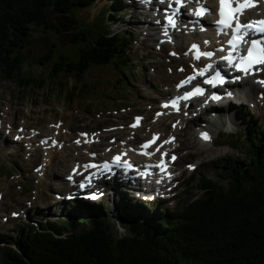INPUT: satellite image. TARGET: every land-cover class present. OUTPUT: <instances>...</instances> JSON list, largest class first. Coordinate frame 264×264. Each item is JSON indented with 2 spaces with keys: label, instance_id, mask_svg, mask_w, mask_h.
<instances>
[{
  "label": "trees",
  "instance_id": "obj_1",
  "mask_svg": "<svg viewBox=\"0 0 264 264\" xmlns=\"http://www.w3.org/2000/svg\"><path fill=\"white\" fill-rule=\"evenodd\" d=\"M93 1L0 0V75L28 85L50 77L63 90L67 84L60 73L78 82L85 68L114 56L122 37L110 35L99 21L79 24L72 43L80 37L84 47L69 45L57 53L60 44L52 43L37 60L50 65L49 76H21L28 57L20 50L28 37L36 29L59 35L52 16L74 18ZM250 122L246 156L213 161L220 170L215 179L197 178L199 198L184 200L173 211L153 206L157 211L149 215L125 210L128 234L123 235L109 228L108 212L78 211V201L68 202L70 210L65 207L56 221L20 226L15 246H0V264H264V126ZM79 225L83 229L76 231Z\"/></svg>",
  "mask_w": 264,
  "mask_h": 264
},
{
  "label": "rangeland",
  "instance_id": "obj_2",
  "mask_svg": "<svg viewBox=\"0 0 264 264\" xmlns=\"http://www.w3.org/2000/svg\"><path fill=\"white\" fill-rule=\"evenodd\" d=\"M102 5H106L107 9L104 10ZM130 5L132 6V3L128 0H95L86 8L76 10L74 18L70 16L59 20L57 16H54L60 30L59 35L54 32L37 30L28 37L27 47L24 48L29 58L25 59L23 76L31 75L38 78L49 76L47 71L50 65L48 63L43 66L39 65L37 60L47 48L52 49V43L60 44L54 48L57 53L69 45L78 44L76 45L78 48L86 45L84 39L80 37L76 39L75 43H72L75 40V27L79 24L91 25L93 20L100 17L103 27L108 33L110 31V33L121 32L123 34V43L126 48L124 53L120 54L121 60L127 59L128 56L130 61L127 60L123 63L114 54L105 62L96 64L97 66L91 64L82 71L81 78L79 77L78 82L84 81L86 84L82 85L85 89H81V91L72 88V85L75 84L73 78L64 73L59 74V78L70 85V91L75 94V97L66 98L64 89L62 90L59 84L52 81L50 77L43 84L34 82V84L25 85L22 82L18 83L13 79L0 76V193L3 197L0 203V235L13 231L12 237L14 238L15 231L27 219L26 211H29L30 208L35 210V218L38 219L49 217L53 220L56 219V216L62 215L63 211L65 214L67 203H65L66 199L63 198L62 190L67 192V185L60 187V183L64 180L63 176L69 168L72 155L77 153V151L69 150L60 152L53 157L50 165L41 170L44 171L45 182L41 183L40 186L39 178L41 176H37L33 168L37 164H42L43 155L40 149L42 147L37 146V152L34 151L31 155L24 146L13 142L12 137L17 134L19 125L22 124L29 131L36 128L40 135L45 133L43 130L47 127L48 122L56 119L64 120L71 131L73 129L101 130L103 127L108 129L109 126L118 125L122 120L127 122L133 113L148 114L147 117H149L151 114L149 106L157 99L155 94L158 88L165 90L167 87L162 86V82L160 84L158 82L170 75L167 72L168 66L174 68L179 60L171 58L168 62L166 49L163 52L156 50L154 39L149 36L145 37L141 33H144L141 27V30L136 28L137 21L135 19L129 20L130 11L133 9V6L131 9ZM103 11L104 13L108 11L109 17L106 13L103 15ZM120 12L122 13L121 16L117 15ZM74 19L82 23L76 22ZM124 20H126V24H123ZM172 61L176 63L172 64ZM136 71L140 74L139 78L134 74ZM156 83H158L157 87ZM78 84L77 87H79ZM256 93V88L252 89L253 95L248 101L250 106L246 105L249 114L245 108L240 106L236 108L231 106L228 109L222 107L224 108L221 112L222 115L219 114L214 123L219 124L217 129L220 127L225 131L226 128L230 130V133L225 131L227 134H218L217 141H215V145H218L217 149L209 151L206 146L198 144L194 129L198 126L197 121L196 123H188L187 128L179 132L180 145H183L182 156L179 161L182 170L181 177L187 180L191 175L193 178L189 183L191 184L190 187L180 185L178 189L174 190L168 201H163V206L173 210L177 203L179 205L184 200L199 198L201 191L196 186L197 178L211 176L215 179L216 173L220 170L212 163L213 161L227 157L238 159L246 156V140L241 135L248 131L246 128L250 115L253 116L252 121L257 119L258 124L264 123V102H258L261 99ZM199 118L205 120L207 117L200 115ZM164 122L165 118L161 122V127L165 125ZM4 125H8V127L10 125V130H4ZM209 127L212 131V125ZM145 129L146 126L142 127L138 134L133 135L136 142L146 137L143 134ZM68 133L69 138H67V133L62 134L66 136L65 144H67L68 139L73 141L78 136L74 131ZM116 134L120 136L117 135L118 141L124 139V134L119 128L113 132L103 131L99 134L102 138L101 142L99 141L101 145H95L97 149L109 145L108 140L115 141ZM220 138H229L230 142L233 140V145L223 144L222 140L224 139L219 140ZM67 146L70 145L67 144ZM82 157L87 158L85 154ZM15 161L18 163L16 164ZM190 162L198 164V167L193 171L187 170L184 166ZM1 172L5 174L3 175ZM17 184L22 187H17ZM106 190V196L100 200L101 202L98 201L103 207L99 206L95 210H101L102 213L109 212V228L112 232L117 230L116 233L122 235L128 234V226L125 220L123 218L120 220L121 208H119L120 205L125 207L130 202L127 201L126 195L131 199L137 198L139 205L144 208H146L145 205H150L154 201H142L141 197L136 195L135 190L127 188L125 193V188L118 187L115 183H108ZM161 201H155L153 205L156 206ZM139 205L131 204L130 208L136 211L140 207ZM78 208L79 210L86 209V207L82 208L81 206ZM139 209L143 210L142 208ZM10 211L17 212L21 216L11 219ZM149 213L153 212H146V214ZM3 216L7 217V220ZM81 229L83 226L79 225L76 231ZM2 237L0 236V245L5 242V239H1ZM9 244H11L10 241Z\"/></svg>",
  "mask_w": 264,
  "mask_h": 264
},
{
  "label": "bare ground",
  "instance_id": "obj_3",
  "mask_svg": "<svg viewBox=\"0 0 264 264\" xmlns=\"http://www.w3.org/2000/svg\"><path fill=\"white\" fill-rule=\"evenodd\" d=\"M128 1L129 2L131 1L132 6H133V9H132V6L130 5L132 11H130V19L129 20L131 21V20L135 19L137 21V23H138L137 26L140 25L138 27L136 26V28L138 30H141L140 29V27H141L143 29V31H144V33L143 32H141V33L144 36H149L150 38L154 39L155 44L160 49H162V48H164L166 46H171L176 51H178V53H181V51H185L187 46L189 44H191V43L199 42L201 44L209 45V46L214 43V39H213L214 33L213 32L198 31L194 27L185 28V26H183V24L180 25L179 27L178 26L175 27L174 31L173 30H168L167 31V36H166L164 34L165 33L164 28L165 27L163 25V20L161 19V14L165 10V8L157 6L154 9L155 5H157V1L158 0H150V1H146V0H128ZM211 2H212V0H208V3H211ZM102 7H103V9L105 8L104 10L107 9L106 5H102ZM261 8H264V4H262ZM122 11L124 12L123 9H122ZM105 13H106V15L109 14L108 11L105 12ZM121 14L122 13L120 12L117 15L121 16ZM175 17H177L178 19H183V14H179V15H177ZM157 21H160V23H157ZM123 24H126V20H124ZM145 30H147L146 33H145ZM205 41H207L208 43H205ZM179 55H181V54H179ZM180 60L181 61L178 62L176 64V66H174V68H176L178 70V72H182V71L184 72L186 66L193 65L195 63V61L190 59L188 56H180ZM170 72H171V70H170ZM136 76H137V78H139L140 74H137ZM178 77H180V75L175 70H173V72H171L169 76H165L162 80H159L158 83L160 84V82L162 81L163 85H167L168 86L167 91H172L173 81H174V79H177ZM158 83H156V87H157ZM236 88L239 91L240 87L237 86ZM165 93H163V90L158 88L155 96H156L157 99H161L165 95ZM247 98L249 100L250 96H248ZM241 101H243V100L236 99L233 102L236 103V104H239V103L243 104L244 101L243 102H241ZM182 105H185V103L182 102ZM192 107H194L193 112L196 113L198 111V109L196 108L197 105H194ZM184 111H187V109L185 107H182L176 113H172V114L175 115L176 117L180 118L181 113L184 112ZM163 113H166V111L164 110ZM250 118L252 120L253 116L250 115ZM163 119L164 118H157L156 116H154L152 118H145L144 121L140 123V126L135 129V131H138L139 128L143 124H145V126H149V127L153 128V130L156 133L163 135L164 132H165L164 131L165 129L163 127L162 128L160 127V122ZM252 122L255 124L254 120ZM217 126H219V125L215 124L214 127H213L214 133H213V138H212L211 143L202 144V146H206L209 151H213V149H217L216 147L218 146V145H215L216 134L219 131V129H217L218 128ZM255 126L258 127L259 125L255 124ZM54 130H55L54 128L52 129V128L48 127V125H47V127L43 131H45V133H44L45 135L52 134V133H53V135H55L54 134ZM226 130H228V129H226ZM88 136L90 138L91 136H93V134H89ZM55 137L59 138L60 140L63 139V137H61V133H60L59 129H58V135H56ZM83 140L84 139H82V138H78L77 141L81 142ZM59 148L61 150L53 149V150H49L48 151L47 158L49 159L50 163H51L53 157L57 156V154L60 153V152L62 153L63 151H69V150H73L74 152L77 151L76 155H72V158L69 161V168L66 171L67 175H69V176H74V175H78V174H83V176H85L87 173L91 172L92 168H85L84 165H86L90 161H95L96 159H98L100 157L105 158L106 155L110 156V154H112V150L114 151L115 149H118V148H120L121 151H125L127 156L134 155L132 144L131 143H127V142H120V141L110 143L108 146H106L105 151H104V148H103L101 150V152L105 156H100L99 154H97L96 153L97 150L96 151H88V152H86V156L90 157L88 160H85L82 157V155L84 154V150L80 149L79 147H76L74 145L72 147H68L67 145L63 144ZM147 152L150 153L148 156H155L156 155L151 150H149ZM93 154H95V155H93ZM57 159H59V158H57ZM54 172H56V171H54ZM51 174H52V172H51ZM116 176H117V174H116ZM39 177H40L39 181H40V186H41L42 185L41 183L45 182L44 173L41 172L39 174ZM127 179H131V181H135V180H132V178H130V177H127L126 180ZM140 180L141 179H139L138 181H140ZM175 180L180 181L179 178H175ZM63 185H66V182L64 180H63V182L60 183V187L63 186ZM132 185H138V184L136 182H133ZM155 190H156V188H155ZM148 194L149 193H143V194L139 193V196L140 197H145ZM128 199H129L131 204H134L133 203L134 201L131 199V197L128 196ZM160 204H163V201H161ZM97 206H98V208H99V206L103 207L102 204H98ZM87 208H88V210H92V207L89 206V205H87ZM162 211H164V210L162 209ZM29 212H34L35 213V210L34 209H30V211H26V215L28 217L35 219V215L32 216L34 213H29ZM170 221L172 223L171 218H170Z\"/></svg>",
  "mask_w": 264,
  "mask_h": 264
},
{
  "label": "snow or ice",
  "instance_id": "obj_4",
  "mask_svg": "<svg viewBox=\"0 0 264 264\" xmlns=\"http://www.w3.org/2000/svg\"><path fill=\"white\" fill-rule=\"evenodd\" d=\"M163 2V0H161ZM174 4L178 7H183L186 3L189 2V0H173ZM218 2V8H217V16L218 19L215 21V24L217 25L218 29L221 32H224V34H228L225 29H228L231 31V37L226 41L228 47V54L225 56L219 57L220 60L226 61L227 64L230 67H233L236 69L237 72L242 73L244 76L249 75H256L258 72L264 71V19L259 20H250L247 22H241L240 17L243 15L244 10L251 5L252 0H217ZM195 3L197 7L194 10H191L193 15L198 18H203V16L210 11V9L205 6L201 0H195ZM172 4H169V7H172ZM167 9H165V12L167 13ZM165 20L167 21V24L171 27H175V13H173L171 16L166 15ZM157 23H160V21H157ZM203 30V29H202ZM167 36V31L164 33ZM251 35L253 38L249 41L244 39L245 36ZM170 39V38H169ZM205 43H208L205 41ZM247 44V50L246 52L242 53L243 46ZM193 49H196L199 52V47L196 44L192 45ZM224 49L221 48L220 51H223ZM199 55H203L206 57H212L214 53L212 51H205L203 53H200ZM199 55L196 58H199ZM259 66V67H258ZM211 65H205L203 69H200L197 71L198 76H205V72L208 68H210ZM195 77H190L189 82L191 79H194ZM233 81H239L241 79L240 76H234ZM255 83L260 84L261 86H264V79H257L254 81ZM185 81H181L180 85L178 87L183 86ZM203 83L205 84H212L215 86L217 83H224V76L221 75V72L219 69L215 72V74L210 78L204 79ZM203 90L200 88L199 85L194 89V92H186L184 97H176L170 102V106L178 108V101L181 99H187L190 98L194 93L196 94H202ZM262 97H264V93L261 94ZM213 100H219L220 97L216 94H213L211 97ZM169 104H166L165 107H168ZM137 121H139L141 118L137 117ZM58 126V125H57ZM136 126V125H133ZM201 137L204 140H209L210 136L207 133H201ZM158 140V135L154 134L152 140L146 141L144 145L141 147L143 149H148L150 145L155 143V141ZM79 143V141H77ZM158 150V149H157ZM143 155H149L150 153L147 151L142 152ZM95 155V154H93ZM126 155V153L118 154L117 156H114L112 160L116 162L118 165L123 164L124 168L126 169H132L133 164L130 163L127 160H122L121 157ZM164 154H162L163 156ZM172 159H175L173 156ZM85 168H97L98 166L96 164H86L84 165ZM156 167L161 168L162 171H164L165 166L163 163V159L161 160V163L157 165ZM192 167V166H189ZM103 168L105 170H109V165L107 162L103 165ZM167 174V173H166ZM170 177V174H168ZM157 183H160L158 180ZM81 188L85 187V184L81 183ZM91 198L95 199L96 196L93 194ZM13 215H16L13 213Z\"/></svg>",
  "mask_w": 264,
  "mask_h": 264
}]
</instances>
